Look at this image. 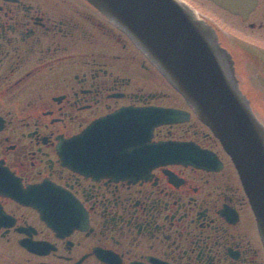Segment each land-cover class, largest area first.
Wrapping results in <instances>:
<instances>
[{"label":"flooded vegetation","instance_id":"flooded-vegetation-1","mask_svg":"<svg viewBox=\"0 0 264 264\" xmlns=\"http://www.w3.org/2000/svg\"><path fill=\"white\" fill-rule=\"evenodd\" d=\"M182 1L231 54L264 125V0L245 16L220 7L221 34L193 0ZM157 71L87 0H0V171L11 177L0 185V264H264L233 162L192 107L162 101L149 81ZM146 106L188 113L155 127L153 141H191L219 167L169 163L133 179L131 168L101 163L107 153L88 127Z\"/></svg>","mask_w":264,"mask_h":264},{"label":"water","instance_id":"water-1","mask_svg":"<svg viewBox=\"0 0 264 264\" xmlns=\"http://www.w3.org/2000/svg\"><path fill=\"white\" fill-rule=\"evenodd\" d=\"M87 1L133 39L219 140L237 170L264 245V125L239 88L234 61L215 30L182 0ZM211 1L245 16L256 0ZM187 119L186 111L174 107H127L92 123L85 136L96 138L100 153H107L101 163L131 168L126 177L133 179L169 163L219 167L215 153L191 141L152 140L155 127ZM70 161L77 167L76 158Z\"/></svg>","mask_w":264,"mask_h":264},{"label":"rangeland","instance_id":"rangeland-1","mask_svg":"<svg viewBox=\"0 0 264 264\" xmlns=\"http://www.w3.org/2000/svg\"><path fill=\"white\" fill-rule=\"evenodd\" d=\"M191 5L196 10H199L211 17V20L214 22L216 29H218L219 31L218 33L221 34L219 26H222V21L225 16L219 6H217L210 0H193L191 1ZM233 27L236 28L235 26ZM234 28H231L229 32L233 35H237L238 30L237 28L236 30ZM158 71L157 74L149 76V81L152 83V86L154 88L159 89L165 93V97L162 98V101L166 104L189 109L191 106L186 102L182 94L173 87V85L168 81V79L162 74L159 69Z\"/></svg>","mask_w":264,"mask_h":264},{"label":"snow or ice","instance_id":"snow-or-ice-1","mask_svg":"<svg viewBox=\"0 0 264 264\" xmlns=\"http://www.w3.org/2000/svg\"><path fill=\"white\" fill-rule=\"evenodd\" d=\"M11 179L5 172L0 171V185L8 182Z\"/></svg>","mask_w":264,"mask_h":264}]
</instances>
